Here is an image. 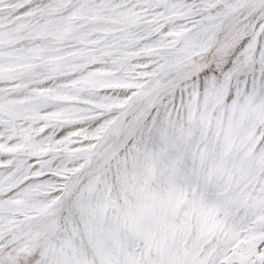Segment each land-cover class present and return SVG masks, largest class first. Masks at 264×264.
Masks as SVG:
<instances>
[{
	"label": "snow or ice",
	"instance_id": "6c2138e0",
	"mask_svg": "<svg viewBox=\"0 0 264 264\" xmlns=\"http://www.w3.org/2000/svg\"><path fill=\"white\" fill-rule=\"evenodd\" d=\"M0 264H264V0H0Z\"/></svg>",
	"mask_w": 264,
	"mask_h": 264
}]
</instances>
